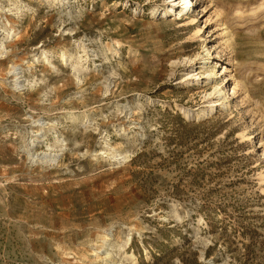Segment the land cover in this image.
<instances>
[{"label": "rangeland", "instance_id": "374dc122", "mask_svg": "<svg viewBox=\"0 0 264 264\" xmlns=\"http://www.w3.org/2000/svg\"><path fill=\"white\" fill-rule=\"evenodd\" d=\"M19 1L0 0L19 30L0 60V264H264L263 0H192L182 19L162 0ZM78 42L76 85L59 55ZM12 64L41 82L14 91ZM213 88L216 110L185 118ZM31 119L66 140L56 164L29 160ZM103 139L127 160L100 158ZM128 232L132 259L104 251Z\"/></svg>", "mask_w": 264, "mask_h": 264}, {"label": "bare ground", "instance_id": "6f19581e", "mask_svg": "<svg viewBox=\"0 0 264 264\" xmlns=\"http://www.w3.org/2000/svg\"><path fill=\"white\" fill-rule=\"evenodd\" d=\"M3 1H5L7 4L9 3V5L11 6V8L7 10V12H9L10 14L12 12L11 15L18 17V15L21 14L22 5L20 4L19 0H3ZM44 1L50 5H55V6L60 5L61 7L63 6L62 0H44ZM192 6H193L192 0H162V4L159 5L158 8L154 10L158 11V13L161 16L173 15V17L175 18L182 19L184 17L180 16V14L189 11V9ZM9 13L8 15H5V13H3L2 11V8H0V60L5 59V57L8 55L10 51L6 46V43L9 42L11 39H14L19 34V30L8 20V16H10ZM191 22L194 23L192 19ZM228 35L229 33L227 32L223 34V36L225 37H227ZM91 55L92 54L89 53V51L85 48V45L82 42H78L75 45L74 51H70L68 53L60 52L59 57L61 59V62L63 63L64 66H68L71 69L72 76L76 81V85H79L81 83L80 76H82L88 70V62L90 61L89 58ZM33 59L36 62L43 61L50 67L51 70L53 71L56 70L55 65L52 63L50 54L46 50H40L39 53L34 54ZM187 61L193 63V60L191 59H187ZM30 69H31L30 67L25 68L21 65H14V64L11 65L10 70L8 72V75L11 78L8 81V83L10 84V87L14 91L19 92L25 89H33L37 86L39 82H41L40 79L37 80L36 77L35 78L33 77L34 75ZM193 72H194L193 70L187 72L184 75L186 79H191L192 77L197 76V74H194ZM203 76L201 75V78H197L194 82L200 84L201 86L202 85L204 86L205 84L201 80ZM214 77L215 75L213 76V79ZM187 81L189 82V80ZM190 82H193V80H191ZM235 82H236L235 85L239 86L241 90H243L244 93L246 94L248 90L245 84L240 81H235ZM104 86L105 89L107 90V86L106 85ZM216 88H218V85L216 86ZM220 89L221 88L219 86L218 91ZM214 90L215 88H213V91L211 92L209 91V93L206 94L205 103H207V106L205 110L183 111V115L185 116V118H193L198 120L202 117H209V115H211L212 112L214 111V108L216 110L217 106H219L218 100H216V97H214V92H216ZM44 96L46 97L47 95L44 93ZM126 110L125 107L122 106V111L125 112ZM66 119L69 120L70 122H73L75 126H78V124H82L83 127L86 128L85 125L87 124V118L85 114L79 112L78 113L70 112L67 114ZM44 126L45 124L43 122H40L39 120H32L29 125L30 131L24 132V137H22V145L27 150V156L29 157V160L31 162L48 164L51 166L58 162L63 151L66 149V140L56 129L45 130ZM33 128H37V129L34 130ZM241 137L242 138L244 137L243 134H241ZM101 143H103L104 146L102 145V150L100 154H98L100 158L107 159L108 161H111V163L113 164H121L127 160L128 158L127 150L125 151L112 150L110 148V145L104 139L101 141ZM42 147L44 148L42 152H38V153L35 152L36 149ZM130 241H131V234L128 232L124 242L119 247H117V249L115 248L116 246H114L111 242H107L106 245L107 249L104 251L110 252V254H112L113 256L114 255L121 256L122 260L128 261L132 259V255L126 253L124 251V247L127 246L130 243ZM131 264H135V263L131 262Z\"/></svg>", "mask_w": 264, "mask_h": 264}]
</instances>
